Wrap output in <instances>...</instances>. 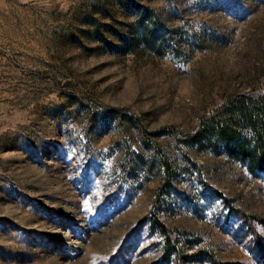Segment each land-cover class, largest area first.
<instances>
[{
	"label": "rangeland",
	"instance_id": "obj_1",
	"mask_svg": "<svg viewBox=\"0 0 264 264\" xmlns=\"http://www.w3.org/2000/svg\"><path fill=\"white\" fill-rule=\"evenodd\" d=\"M259 90L264 0H0V264H176L166 167L182 264H264V172L158 132Z\"/></svg>",
	"mask_w": 264,
	"mask_h": 264
},
{
	"label": "trees",
	"instance_id": "obj_2",
	"mask_svg": "<svg viewBox=\"0 0 264 264\" xmlns=\"http://www.w3.org/2000/svg\"><path fill=\"white\" fill-rule=\"evenodd\" d=\"M158 132L173 135L181 145L223 152L228 158L242 164L250 173L264 172V91L230 95L202 115L189 133L183 134L171 127L161 128ZM164 178V184L154 198L149 223L159 232L163 243V258L172 257L176 264H182L186 255L177 246L175 231L157 217L161 195L169 191L167 185L171 180V173L168 167L165 168ZM243 217L247 226L246 219L251 216ZM260 260L263 261V258L260 257Z\"/></svg>",
	"mask_w": 264,
	"mask_h": 264
}]
</instances>
